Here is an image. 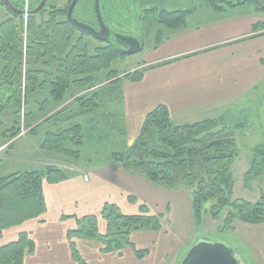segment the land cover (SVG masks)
Wrapping results in <instances>:
<instances>
[{
	"label": "trees",
	"instance_id": "16d2710c",
	"mask_svg": "<svg viewBox=\"0 0 264 264\" xmlns=\"http://www.w3.org/2000/svg\"><path fill=\"white\" fill-rule=\"evenodd\" d=\"M217 1L223 2L202 0L203 3L214 6H218ZM35 3L37 1L33 4ZM13 4L17 7L16 3ZM2 5L6 7L3 2ZM48 6L49 4L37 15L28 17L27 22L24 16L18 17L12 13L13 17H7L0 25L2 75L6 78V72L11 66L19 75L16 81L0 79V89L5 90V93H0L4 103L0 105V117L5 118L0 122V147L6 145L12 150L15 142L22 137L39 139L40 127L43 124L50 126V123L58 120V114H64L68 110L63 106L71 102L79 103L82 107L75 110L78 114L76 116L86 115L87 112L93 114L100 109V105L96 103L100 92L96 91L88 96L79 95V90L82 92L92 88L102 89L106 84H115L124 79L139 82L144 76L143 68L120 77V74L111 70L118 58L125 57L119 45L109 41L111 44L107 43L106 46L92 50L82 35L75 37L77 32L90 34L67 20V12L63 10L52 8L47 14ZM187 13L160 11L157 21L159 31L182 29L186 25ZM17 17L21 20L20 35L17 34ZM263 31L264 23L255 24L252 27L255 36L252 38L264 36ZM24 34L29 38L26 50ZM158 34L156 39L161 42V33ZM24 57L31 62L26 64V76L21 78ZM49 66L50 68H47ZM102 71L109 72L106 81L99 84L97 75ZM13 82H19L17 87L13 86ZM47 89L48 97L43 99L45 95H38ZM13 103L15 109L11 110ZM59 105L63 108L58 109ZM93 107L96 110L90 111ZM108 121L104 116L93 119L89 133L97 132L99 122L101 126H106ZM240 128H243L242 124L238 129ZM84 134L82 124H75L60 132L49 130L42 137L41 148L79 157L80 152L72 150V147L83 146ZM260 158L264 161V151L255 155L252 168ZM238 159L236 128L226 117H209L195 123H176L165 105H160L145 117L140 136L127 151L114 153L111 157L113 164L145 179L153 186L168 191L181 188L189 190L192 214L198 229L203 226L208 215L212 220L222 219L224 229H235L237 222L264 225V192L259 199L252 201L236 196L234 167ZM2 164L0 157V171ZM249 173L246 174V183H249L248 176L251 177ZM69 177L67 170L56 166L1 176L0 239L7 230L21 227L29 221L44 222V217L47 218L49 214L46 188L48 185L64 182ZM207 206L209 208H206ZM139 208L137 215H124L119 212L116 204L107 202L99 214L83 217L63 215L62 220L73 218L77 222V227L67 232V243L74 262L82 264L81 261H85L80 249L85 246L95 249L101 255L123 256L131 250L138 260L147 257L149 251L138 250L132 241V235L143 231H161L165 216L149 209L146 204H140ZM101 220L106 222L104 230L100 228ZM86 238L93 239L94 242L83 241ZM79 241L88 243L78 246ZM35 252L36 244L31 235L21 232L16 241L0 246V264H24L26 256ZM84 261L83 264H87Z\"/></svg>",
	"mask_w": 264,
	"mask_h": 264
},
{
	"label": "crops",
	"instance_id": "0c3cea01",
	"mask_svg": "<svg viewBox=\"0 0 264 264\" xmlns=\"http://www.w3.org/2000/svg\"><path fill=\"white\" fill-rule=\"evenodd\" d=\"M165 3L169 5L167 9L170 12L200 10L190 19L186 15V24L189 20L200 22L191 28L185 25L175 34L170 33L167 41L161 45L151 44L148 49L145 46L144 53L154 50L157 56L144 61L150 66L144 68L142 80L127 81L122 95L127 128L121 133H127L128 146L140 136L145 117L160 105L169 109L173 120L198 116L209 118L225 105L243 98L264 80V47L261 50L255 46L257 40L264 39V36L252 38L255 36L252 33L254 23L251 19H240L254 14L249 4L241 5L242 2H239L234 6L248 7L245 12L216 17L212 15L214 9L211 6L214 5L210 3L204 7L202 3L201 8L192 11H182L185 9L179 0L174 4ZM199 13L204 14L206 19H197ZM201 26L205 30L199 28ZM189 30L195 33L185 35ZM83 94L85 92L79 95ZM97 126V133L100 134V122ZM2 150V166H6L5 162H10L11 158H6L4 153L6 145L0 148V152ZM63 169L67 170L66 166ZM72 171L68 180L46 188L49 214L47 218L44 217V222L29 221L21 227L7 230L0 239V246H4L16 241L21 232L31 235L36 252L27 255L24 264H76L67 243V232L75 229L77 222L74 220L75 223H71L73 218L62 220L61 217L99 214L105 203L116 201L117 197L133 195L131 191L149 209L165 216L160 232L143 231L133 237L139 250L149 251L148 256L138 260L132 251L123 256L101 255L95 249L86 247L88 242L79 241L78 246H85L82 257L87 264H181L192 248L198 231L201 229L203 232L207 227L206 221L211 218H205L203 226L198 229L191 200L186 204L189 212L187 209L182 212L175 203L171 204L169 191L157 189L145 179L124 171L112 162L91 173L84 168H73ZM1 176H6L3 168ZM140 184L142 190L139 191ZM245 245L259 251V245H264V227L245 234Z\"/></svg>",
	"mask_w": 264,
	"mask_h": 264
},
{
	"label": "rangeland",
	"instance_id": "374dc122",
	"mask_svg": "<svg viewBox=\"0 0 264 264\" xmlns=\"http://www.w3.org/2000/svg\"><path fill=\"white\" fill-rule=\"evenodd\" d=\"M11 1L16 4H21L22 9L32 10V5L36 7L39 4V1L41 0ZM34 1H37V3L33 4ZM71 1L72 0H48L49 6L47 8L46 13L48 14L50 11L49 9H52L53 7L55 8V10H63L67 12ZM176 1L178 0H102L101 9L106 24L113 30V32L119 35H127L141 38V40L144 42L145 46L148 49L151 44L157 45L158 43V45H161L162 43L167 41L170 33L175 34V32H177L167 31L166 29L159 31L157 23L160 11L168 10L167 8L169 7V5H165V2H171V4H174ZM179 1H181V5L185 9L182 11H192L195 8H201L203 3L202 0ZM220 1L223 2L217 1L218 6H211V8L214 9V12L212 14L213 16L226 17L230 14L235 15L236 13L241 11L245 12L246 9L250 7L251 11L254 14L249 17H241L240 19H251V22L254 23V25L261 22L264 23V12L259 10L254 2H250L248 0ZM228 2H231L232 5L228 4ZM239 2H242L241 5L247 3L249 4V6L239 8L232 7L234 6V3L238 4ZM204 5L206 6L209 4H206V2H204L203 7ZM198 11L200 10L196 9L195 12L187 13L186 15L188 19H190L191 15H196ZM12 15V12L9 11L7 7H4L0 0V25L7 20V17H13ZM203 15L204 14L199 13L196 18L206 19ZM58 17H64V15H58ZM75 17L81 22L88 23L96 29H99L98 21L95 15L94 0H80L75 10ZM16 19L18 20V24H16V27L18 28L17 34L20 35L22 31V29H20L21 20L18 17ZM231 19L233 18H229L228 20ZM25 20L27 22L28 19L25 18ZM198 22H200V20L194 22L192 20H189L186 26L187 28H191ZM199 28H203L202 30H205V28L202 26ZM163 31L165 32L162 33ZM158 33H161V42H158L156 39L159 35ZM192 33L195 32L189 30L185 32V35H192ZM0 35L2 34L0 33ZM81 35L89 43L92 50H95L94 48L96 47H103L111 43L119 45V48H122L123 50L128 48L127 44L124 41H120L114 36L110 39L111 43L107 44L97 41L91 35L80 34V32H77L75 34V37H81ZM24 38V50H26L29 42L27 34H24ZM257 41L258 42L255 44V46L260 47L262 50L264 47V39ZM143 53L144 52L138 53L133 56H125L118 58L113 63L111 70L117 72L121 75L120 77L123 78L126 73H131L139 69L147 68L150 65H147L144 61H147L150 58H154L155 56H157V54L154 50H152V52L149 51L144 54ZM262 56H264V53H262ZM23 60L24 69L20 74L21 78H24L26 76V70L28 67L26 64L31 62L27 57H24ZM13 68L14 67L11 66L10 70L6 72V78L8 80L12 79V81H16L17 79H19V75L15 73ZM47 68H50V66ZM108 72L109 71H102L98 73L97 79L99 84H103L106 81L105 79L108 75ZM2 78L6 80V78L2 75V71L0 69V79ZM126 82L127 80L124 79L115 84H106V86L102 89L92 88L90 90H84L82 92L81 90H79L78 94L85 92V94L83 95L90 96V94H93L94 92L99 91L101 89L99 94V100H97L96 102L100 105V109L96 110L93 107L90 110H96L95 112H93V114H91V112H87L86 115L76 116L78 114H76L75 110H79L82 108L79 103H71L63 106L68 108V110L64 114L61 113L58 114V116L56 115L57 117H55L58 120H55L54 123H50V126H45L43 124L39 130V139H37L36 137L33 138L31 136L22 137L15 142V146L12 150L8 146L6 147V152H4L6 154V158L11 157V161H6V166H2V168L6 170V175L12 174V172H23L36 169L44 170L48 169L51 166H56L59 168H64L66 166L68 173H73V168H84L88 173H91V171H94L98 168H104L109 163H111V157L114 153H124L125 151H127L129 147L127 143V133H121V130H126L127 128V124H124V120H126L124 117L126 110L124 108V100L122 98ZM13 84V86L17 87V84H19V82H13ZM24 91L25 88H23V93ZM1 92L5 93V90L2 88L0 89V93ZM48 92L49 89H47V91L41 92L38 95L40 97L41 95H45L43 98L45 99L46 97H48ZM23 96L25 98V94ZM0 105H4L2 99L0 100ZM61 107L62 105H59L58 109L63 108ZM14 109L15 104L13 103L11 106V110ZM102 116H104V119L109 120L106 126H101L102 130L100 131V134H98L97 132H91L90 134L89 129L90 126H93V119H100ZM221 117H226L230 121L232 126L236 128V141L239 151V159L234 167L236 178V196L238 198H244L250 201L255 200L261 195L262 192H264V161H262L261 158L258 159V162L253 164L255 167L252 168V163L255 155L258 152L264 151V80L256 89L246 94L243 98L228 105H225L221 108V110L215 111L212 116V118ZM206 118L207 117L202 116H198L195 118L186 117L182 119L174 118V121H176V123L179 122L182 124L195 123ZM4 120V116L0 117V122ZM75 124H82L84 126L85 133L83 137V146L72 147V150L80 152L79 157L66 155L50 150H43L41 148L42 137L45 136L46 132H48L49 130L54 132H60L62 130L69 129ZM241 124L243 125V128L238 129ZM2 152L3 150L0 153ZM248 172H250L249 174L251 175V177L248 176L247 179H249V183H246L245 178ZM138 188L139 191L142 190L141 184L138 186ZM156 188L162 191H168L166 189L158 187ZM131 192L133 195H128L123 198L117 197L116 201L108 202L116 204L117 208L119 209V212L124 215H137L140 209L139 205L144 203L141 202L138 197H136L133 191ZM169 192L170 200H172L171 204L175 203V206H178L177 209H182V212L183 209H185L186 211L188 207L186 204L189 200H191V192L189 190H186L185 188ZM178 196L180 197L179 201H175L174 199H178ZM173 207L174 206L172 205L171 209H173ZM206 208H209V206H207ZM185 211L183 215L185 214ZM157 214L159 213L157 212ZM207 217L210 216L208 215L205 218ZM208 219L209 220L206 221V229L203 232L201 229L198 231L199 234L196 236L192 247L200 240L213 244L223 243L229 248L234 249L238 252L239 259L241 260L242 264H264V252H262V250L264 251V245H262L261 247L259 245V251L253 250L245 245V234L249 233L250 231H259V229L263 228L264 225H247L237 222L234 226L235 229H224V226L222 225V219H220L221 221L212 220L211 218ZM101 221L102 222H100V228L104 230L106 222H103L104 220ZM71 223H75L74 219L71 220ZM163 223L164 222H162V224ZM239 223L242 225H240ZM222 228L223 230L221 231ZM151 232L157 233L156 231ZM135 234L136 233H133L132 235V241L136 248L139 250L138 246L133 240ZM83 241L94 242L93 239L88 238L83 239ZM82 248L83 247H80L81 254L83 256L84 249ZM189 251L186 253L185 257L188 255ZM83 261H81L82 264Z\"/></svg>",
	"mask_w": 264,
	"mask_h": 264
},
{
	"label": "water",
	"instance_id": "95a60500",
	"mask_svg": "<svg viewBox=\"0 0 264 264\" xmlns=\"http://www.w3.org/2000/svg\"><path fill=\"white\" fill-rule=\"evenodd\" d=\"M9 10L14 14L30 17L40 13L47 5L48 0H41L37 8L33 10H19L11 0H1ZM257 8L264 12V4L261 0H252ZM80 0H73L68 10V20L77 28L90 33L96 40L100 42H108L112 36L124 41L127 45V49H120L125 56H133L141 53L144 46L139 38L119 35L113 33V31L106 24L102 10L101 0H94L95 15L99 24V29H96L90 24L81 22L75 17V9ZM181 264H242L238 252L229 248L223 243H208L206 241L197 242L189 251L188 255L182 261Z\"/></svg>",
	"mask_w": 264,
	"mask_h": 264
},
{
	"label": "flooded vegetation",
	"instance_id": "af4514ba",
	"mask_svg": "<svg viewBox=\"0 0 264 264\" xmlns=\"http://www.w3.org/2000/svg\"><path fill=\"white\" fill-rule=\"evenodd\" d=\"M41 2V1H40ZM40 2H39V4H40ZM72 2H73V0L71 1V3H70V5H69V8H70V6H71V4H72ZM261 2L264 4V0H261ZM38 4V5H39ZM37 5V6H38ZM48 5V4H47ZM22 5L21 4H18L17 3V8L19 9V10H22V7H21ZM36 6V7H37ZM36 7H34L33 9H35ZM54 8V7H53ZM69 8L67 9V13H68V10H69ZM21 15H18V17H20ZM66 18H67V20H68V15L66 14ZM113 33H115V32H113ZM116 34V33H115ZM113 37V36H112Z\"/></svg>",
	"mask_w": 264,
	"mask_h": 264
}]
</instances>
